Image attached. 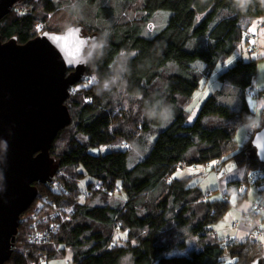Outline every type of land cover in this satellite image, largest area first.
I'll return each mask as SVG.
<instances>
[{"label": "trees", "instance_id": "trees-1", "mask_svg": "<svg viewBox=\"0 0 264 264\" xmlns=\"http://www.w3.org/2000/svg\"><path fill=\"white\" fill-rule=\"evenodd\" d=\"M161 10L171 15L157 28L154 14ZM50 14L68 20L52 31L82 23L88 32L108 33L109 47L103 59L93 56L89 61L85 77L67 101L72 123L51 148L52 157L60 163L56 184H37L39 196L20 222L21 227L28 224L27 233L38 227L34 223L39 220L41 226L58 223L55 243L35 245L17 236L14 253L5 264H11L16 254L32 264H43L67 250L72 252L73 264H120L127 254L136 264H223L229 260L252 264L263 252L250 237L225 240L210 233L231 204L224 198L209 199L190 177L175 174L178 165L186 168L220 161V169L234 161L245 168L244 179L229 184L239 191L250 173L264 170L251 144L264 126V112L249 143L238 148L234 138L254 115L248 91L254 88L257 60L240 58L221 72L217 77L221 88L207 97L195 122L188 124V105L213 68L243 43L254 41L257 46L259 33L242 19H263L264 23V0H252L246 14L237 11L232 0H18L0 21L3 41L34 39L39 25L42 32L51 28ZM128 57L127 96L98 94L97 77L108 76L117 59ZM161 87L175 113L166 126L142 116L146 100ZM257 96H264V90ZM117 140L138 142L146 150L143 158L130 166L129 150L90 152V147ZM257 185L264 193V181ZM170 229L181 234L179 242L170 237ZM120 231L127 238L117 243L115 235ZM194 237L200 250L171 255L177 245L183 248Z\"/></svg>", "mask_w": 264, "mask_h": 264}, {"label": "water", "instance_id": "water-1", "mask_svg": "<svg viewBox=\"0 0 264 264\" xmlns=\"http://www.w3.org/2000/svg\"><path fill=\"white\" fill-rule=\"evenodd\" d=\"M17 2L0 0V21ZM98 36L82 23L45 30L26 43L3 41L0 33V264L14 253L22 216L39 196L37 184L51 183L60 170L51 148L72 123L67 101L86 74L81 59L93 58L85 46ZM251 144L264 163V126ZM252 264H264V254Z\"/></svg>", "mask_w": 264, "mask_h": 264}, {"label": "rangeland", "instance_id": "rangeland-1", "mask_svg": "<svg viewBox=\"0 0 264 264\" xmlns=\"http://www.w3.org/2000/svg\"><path fill=\"white\" fill-rule=\"evenodd\" d=\"M154 19L155 27H159L162 24L166 23L171 15L170 11L161 10L156 12ZM58 15L50 14L49 21L52 31L56 27H63L67 20V17L62 19H57ZM245 22V18L242 19V23ZM74 25V24H73ZM45 26H43L44 28ZM46 28V27H45ZM255 28L252 27V32L259 33V41L256 43L257 47H259V54L253 55L248 52L249 46H253L255 43L251 41V45H247L243 43L241 48L233 53L224 63L217 64L212 71V75L209 81L204 80L198 90L195 91L189 105L188 111L190 112V117L188 119V124H193L199 114L201 106L203 102L207 99V97L221 88L222 83L220 80H217L219 74L225 71L228 68L234 66L240 58L244 60H257V75L254 80V88L256 91L264 90V27L263 28ZM204 66V65H203ZM85 77V76H84ZM83 77V78H84ZM83 80V79H82ZM248 103L250 105L251 110L254 112V117L252 120L245 125L239 127L235 133V141L239 147L247 144L250 141L251 133L254 131L255 127H257L262 119V113L264 112V96H256L254 94L248 93ZM262 123V122H261ZM156 140V136L153 137V142ZM138 142L128 144L126 142H121L117 140L109 145H102L100 147H90V152L93 154H105L115 149H122V150H129V157H130V166H133L138 159L143 158L146 150L145 148L139 147ZM150 147L147 148L149 150ZM220 161H212L207 165H198L194 167H186L185 169L177 170L175 176L176 177H190L192 185L199 186L204 193H206L209 199H223L227 188L229 187L230 182L234 180H243L245 177V168L239 166L234 161H228L224 166L219 168ZM60 171V170H59ZM58 171V172H59ZM91 178H86V180L82 183L83 188L85 184ZM235 186V185H234ZM40 186H38L39 188ZM261 187L255 184H245L243 183L240 187L239 191L233 194L230 197L229 203L231 204V208L229 211L224 215V217L212 225L210 233L221 239L228 240L229 238H237L240 241H244L250 237L256 245L262 249L261 252L264 254V238H261V242L256 241V232L254 228L256 227L255 224L248 225L244 223L240 228L236 227V222L242 218L246 213H249L253 208L254 204L258 200L259 194L261 192ZM119 194L124 196L122 190H120ZM244 195L243 198L240 196ZM259 223H262L261 218L259 219ZM37 224L38 226L41 225V221L39 220ZM28 224H24L22 227H19V234L18 237L24 236L26 241L28 239ZM253 233V234H251ZM170 237L173 238V241L179 242L181 238V234L175 230L170 229L168 231ZM17 237V238H18ZM24 238V239H25ZM127 238L126 232H118L115 235V240L118 242H122V240ZM122 239V240H121ZM17 241V239H16ZM202 246L199 244L197 237H194L187 241L185 247H180L179 245L176 246L174 251L171 255L176 254H189L191 250H200ZM11 264H32L28 261V259L23 255L16 254L13 257ZM43 264H73L72 252L71 250H67L65 255L58 256L56 258L50 259L48 262H43ZM120 264H136L134 258L131 254H127L123 257ZM223 264H231L229 260L227 263Z\"/></svg>", "mask_w": 264, "mask_h": 264}, {"label": "clouds", "instance_id": "clouds-1", "mask_svg": "<svg viewBox=\"0 0 264 264\" xmlns=\"http://www.w3.org/2000/svg\"><path fill=\"white\" fill-rule=\"evenodd\" d=\"M233 7L241 14H246L248 6L252 0H232ZM90 57L99 56L103 59L104 50L109 47V34L101 33L100 36L89 40L85 46ZM85 48L82 50L84 52ZM131 57L121 61L117 59L115 63L110 66L108 76L101 79L97 77L95 86L98 94L117 93V98L125 97L128 94V80L127 77L131 71L130 67ZM95 61L93 60V63ZM81 63L91 65L81 59ZM147 103L143 107L142 116L149 121H156L160 126H166L174 118V108L168 101L166 90L161 87L157 92L150 95L146 100Z\"/></svg>", "mask_w": 264, "mask_h": 264}, {"label": "built area", "instance_id": "built-area-1", "mask_svg": "<svg viewBox=\"0 0 264 264\" xmlns=\"http://www.w3.org/2000/svg\"><path fill=\"white\" fill-rule=\"evenodd\" d=\"M41 25L38 26L39 29V34L42 33L41 31ZM254 39L258 38L257 35L253 36ZM248 52L250 54L253 55H258L259 54V47L257 46H252L248 48ZM257 92L255 90V88H250L248 93L254 94L257 96ZM177 169H185V166L183 165H178ZM264 181V170H258V171H254L252 173L249 174L248 176V180H247V184H255L257 185V183L259 181ZM56 184V182L53 181L50 184ZM237 191L235 189V186L233 184L229 185V187L227 188V191L224 195V199L226 201L229 202L230 197L235 194ZM67 218H69V214L66 216ZM261 218L262 223H259V219ZM263 218H264V193L260 192L258 200L256 201V203L254 204V208L249 212L246 213L242 218H240L235 224L238 228H240L241 230V226L244 223H247L248 225H252L255 224V228L254 231L256 232V241L261 242V238H264V223H263ZM47 221V220H45ZM39 222V221H38ZM42 223V221H41ZM34 226H38L37 224H34ZM58 223H53L50 227L47 226H38V227H34L33 229H31V231L28 233V241L32 244L35 245H41V244H54L55 240H53L57 229H58ZM238 230V231H240ZM253 234V233H251ZM235 240H230L229 242L233 243Z\"/></svg>", "mask_w": 264, "mask_h": 264}, {"label": "crops", "instance_id": "crops-1", "mask_svg": "<svg viewBox=\"0 0 264 264\" xmlns=\"http://www.w3.org/2000/svg\"><path fill=\"white\" fill-rule=\"evenodd\" d=\"M263 20V19H262ZM262 20H257V19H250V18H248V19H246L245 20V23L246 24H248V23H251V29H252V27H255V28H263L264 27V23H263V21ZM210 80V78L209 79H206V81H209ZM253 114H254V112H253ZM253 117H254V115H253ZM262 117V116H261ZM261 123V122H260ZM245 125V124H244ZM260 125V124H259ZM258 125V126H259ZM257 126V127H258ZM257 127H255V129L257 128ZM254 129V130H255ZM254 132V131H253ZM253 132L251 133V137H252V134H253ZM250 140H251V138H250ZM250 142V141H249ZM248 142V143H249Z\"/></svg>", "mask_w": 264, "mask_h": 264}, {"label": "bare ground", "instance_id": "bare-ground-1", "mask_svg": "<svg viewBox=\"0 0 264 264\" xmlns=\"http://www.w3.org/2000/svg\"><path fill=\"white\" fill-rule=\"evenodd\" d=\"M249 37H251V34L249 35Z\"/></svg>", "mask_w": 264, "mask_h": 264}]
</instances>
